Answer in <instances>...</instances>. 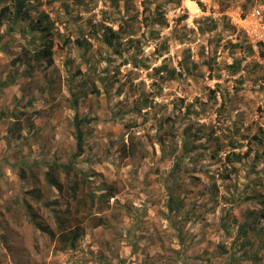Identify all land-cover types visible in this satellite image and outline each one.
Returning a JSON list of instances; mask_svg holds the SVG:
<instances>
[{"label": "rangeland", "instance_id": "obj_1", "mask_svg": "<svg viewBox=\"0 0 264 264\" xmlns=\"http://www.w3.org/2000/svg\"><path fill=\"white\" fill-rule=\"evenodd\" d=\"M26 2L27 19L0 24V264H264V145L250 142L264 127V40L234 24L255 9L264 24V0ZM43 14L51 63L22 30ZM106 26L122 31L121 54L103 41ZM13 109L22 126L3 116ZM77 113V163L113 197L94 213L106 225L87 218L76 247L61 250L23 199L40 187L34 211L58 231L45 203L60 195L36 162L71 158ZM186 142L199 147L183 154ZM233 142L253 147L237 170Z\"/></svg>", "mask_w": 264, "mask_h": 264}, {"label": "trees", "instance_id": "obj_2", "mask_svg": "<svg viewBox=\"0 0 264 264\" xmlns=\"http://www.w3.org/2000/svg\"><path fill=\"white\" fill-rule=\"evenodd\" d=\"M26 0H11V5H7L4 9L0 10V24L4 18L12 23V26L17 24L21 19H27L29 10L26 8ZM13 8H11V7ZM11 26V27H12ZM51 26L52 22L49 21V15L43 14L38 20L31 26L27 31L22 29L24 32L30 33L29 42H35L36 39H42V47L38 51V56L46 58L49 63L52 62L54 49H53V38L51 37ZM103 41L111 47H114L118 53H122V31L115 30L112 27L106 26L103 33ZM2 36H0V42ZM79 45L84 46L85 43L81 39H76ZM261 56L264 58V49H260ZM20 60V57L16 61ZM128 60V59H127ZM135 66H139L137 59H132ZM184 67V65H182ZM168 66L162 64L157 67V71H165ZM171 77L177 72L176 69H172ZM96 87V85H93ZM146 102V101H145ZM4 115H11L14 118V122H19L22 126V120L20 119L19 113L16 110L11 112L3 111ZM75 133L74 138L76 140V151L71 156L70 159L62 161L61 159L55 158L51 161H37L43 166V178L46 185L54 188L59 193V199L46 201V206H52L53 216L57 222L58 231H56L50 225L44 223L43 220H40V215L34 211L31 199L36 201H44V194L40 187H33L31 189L25 190V193L29 197H24V206L25 212L29 216L31 222L39 229L43 230L51 236V238L56 239L60 244L61 250H66L68 248H75L76 244L81 240L85 235V226L84 221L87 218L96 219L94 226L106 225L102 217L94 215L95 212L100 213L104 205L108 203L113 197V193H108V191L97 192L92 188V180L90 179V173L83 168H81L77 163V158L83 154L85 148V132L82 127V124L85 122V118H79L78 113L75 117ZM17 123H15L16 125ZM17 130V129H16ZM21 133L18 132V135ZM250 142L252 144L264 145V127H261L258 133H255L250 137ZM191 145L190 143L185 144L184 153L188 154L197 146L195 143ZM232 151L227 153L226 160L233 165V169L237 170L235 165L236 162H241L243 158L249 155V152L253 150V147L250 145L249 151L242 154L237 152L234 149L238 146L236 143H231ZM225 149V145H219L216 148V154ZM246 154V155H245ZM257 156H260L257 152ZM30 170H32V164L26 165ZM179 168L178 161L175 162L174 169ZM23 177L25 176V168L21 167ZM33 174V173H32ZM37 178V177H36ZM106 190V189H104ZM259 197V195H257ZM64 203L65 208H57L53 205L59 203ZM264 216V213H263Z\"/></svg>", "mask_w": 264, "mask_h": 264}, {"label": "built area", "instance_id": "obj_3", "mask_svg": "<svg viewBox=\"0 0 264 264\" xmlns=\"http://www.w3.org/2000/svg\"><path fill=\"white\" fill-rule=\"evenodd\" d=\"M261 11L259 9L253 10L246 16H239L236 18V27L251 36L255 42L264 40V24L261 21Z\"/></svg>", "mask_w": 264, "mask_h": 264}]
</instances>
